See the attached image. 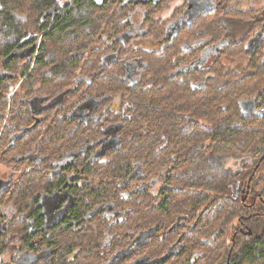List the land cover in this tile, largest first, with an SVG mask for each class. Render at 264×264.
Segmentation results:
<instances>
[{
	"label": "flooded vegetation",
	"instance_id": "af4514ba",
	"mask_svg": "<svg viewBox=\"0 0 264 264\" xmlns=\"http://www.w3.org/2000/svg\"><path fill=\"white\" fill-rule=\"evenodd\" d=\"M74 1L51 0L33 11V0L10 9L0 0V14L19 31L4 36L0 22V44L12 43L0 50V237L17 241L0 253V263L54 264L57 248L49 240L59 238L68 247L63 257L76 264L94 246L97 264H197L216 235L227 238V227L212 231L204 223L229 202L164 197L171 188H192L169 178L181 161L195 162L180 141L195 147L194 137L181 132L197 118L174 100L181 92L194 103L210 86L218 101L228 85L227 65L264 62V0H92L89 22L53 31ZM234 45L239 54L228 56ZM230 101L240 117L263 116V91ZM90 127L99 133L84 142ZM117 154L127 158L121 177L85 172ZM216 158L230 169L238 159L240 168L254 160ZM263 159L253 168L262 171ZM105 181L120 189L121 199L101 197ZM249 186L241 199L238 181L223 185L232 203H244ZM237 219L231 248L238 231L253 232ZM197 230L198 241L191 242ZM26 235L28 246L19 242Z\"/></svg>",
	"mask_w": 264,
	"mask_h": 264
},
{
	"label": "trees",
	"instance_id": "16d2710c",
	"mask_svg": "<svg viewBox=\"0 0 264 264\" xmlns=\"http://www.w3.org/2000/svg\"><path fill=\"white\" fill-rule=\"evenodd\" d=\"M27 0H4L7 9H10L16 5L22 6L25 4ZM32 1V0H31ZM92 0H75L73 6L68 9V11L62 17V20L55 28L58 30L71 29L82 22L90 21V14L92 9ZM51 4V0H33L31 6L34 7L33 11H40L41 8L45 6H49ZM87 9V11L85 10ZM0 22L5 27V34L10 32H18L17 27L13 25V22L7 13L0 14ZM12 46L11 42H7L0 44V50L4 49L7 51ZM240 45H234L227 48V55L229 56V52L234 51L235 54H239ZM241 48V47H240ZM232 50V51H231ZM233 53V52H232ZM155 64L161 66V62L158 61V58L153 60ZM171 63H169L170 65ZM227 70L230 72L227 74L228 85L226 89L223 91L220 100H215V91L214 87L209 86V91L207 96L204 93H199L197 99H195L194 103L189 100L188 96L179 92V95H182L180 100L174 102L177 103L178 107L181 104L185 105V111H194V115L197 118L203 117L205 122H207V126H209V131H206L207 134H211V137L214 139L218 137V133L220 132L221 139L225 137L233 138L231 140L222 141L229 146L226 149L218 146L213 142V147L208 152L201 151V148L197 147V138H200L199 135V125L195 122V124H191L190 126H185L181 135L187 134V136L192 135L194 137L193 141L195 147L192 150L188 149V139H184L180 141V150H182L186 155L187 159L192 156L198 157L197 160L193 163L182 161L179 164L181 170L172 175L169 178V182L171 184L176 185L179 183L180 185H189L191 184L192 188L187 191L186 188H182L181 190H176V188H171L166 191L164 197L172 200H185L188 201L190 199H224L229 203L222 205L221 210H218L217 217L207 220L204 224H209L211 226L212 231L216 230L218 226L223 225L228 228L226 234H228L227 238L223 236H215L211 240V249L209 253H205L202 257H207V260H200L202 257H197V264H264V207L262 203V199L259 202H256L254 205L249 207L247 203L252 199L254 201L255 196L257 195V199L259 197H264V169L253 168V165L244 164L243 167H249L247 172H240L238 175H234L231 169L226 168V164L220 162L216 156L220 154H226V156L232 158H242L243 161H250L248 159L254 157V153L257 151L264 150V116H259L257 120H247L248 118L240 117L237 114L235 109V103L231 102L230 99L233 95L237 94L238 97L246 96L250 93H260L264 92V62L258 63H248L240 68H234L227 65ZM235 71L243 72L244 75L241 77L238 76ZM257 75H254L256 74ZM250 79V81H248ZM261 80V82H260ZM183 91V90H180ZM228 103V104H227ZM226 104V105H225ZM203 106L205 110H200L199 107ZM225 105V109H222L221 106ZM264 106V104H262ZM234 106V108H231ZM254 122H256L254 124ZM256 130L258 133V140L255 144H250L251 140H247L246 136L249 130ZM214 130L215 133L212 131ZM99 129L90 127L89 133L84 134V142L87 138L94 137L98 135ZM232 142V143H231ZM264 152L262 153V155ZM261 157V155H260ZM127 158L121 156L119 154L113 156L109 162L100 165H90L88 168L85 167V172H95L98 174L105 175L109 178L121 177L124 174L125 166ZM264 164V159L262 161ZM261 165V164H260ZM264 168V167H263ZM254 171V174H252ZM240 184V190L242 192H246L248 183L250 184L249 188L251 192L248 194L244 203L239 201H234L232 199V195L229 193H225V189L223 187L224 183L228 184L231 181L236 180ZM204 187V188H203ZM199 188H203L207 190V188L213 189L216 192L213 193L212 196H205L198 198V194L192 193V191H196ZM120 189L117 186H114V183L110 181L104 182V191L102 198L109 197L113 200L121 199L122 196L119 194ZM95 196V194H93ZM243 199V198H242ZM245 199V198H244ZM228 205V206H227ZM170 206V205H169ZM169 206H166L169 207ZM176 208H180V205L174 206ZM188 207V206H184ZM225 207V208H223ZM171 208V207H170ZM174 208V209H176ZM76 210L80 211V206ZM245 211H249L251 214L247 215ZM256 211V212H255ZM245 213V217L242 215ZM237 217L242 218L246 223L252 224L253 232L251 235L245 234V232L238 231V235H236V239L234 241V246L231 248L232 237L231 234L233 230H235L236 226L239 223V219ZM249 220H248V219ZM199 230H197L192 237L191 242L197 243L199 237ZM73 237V236H71ZM239 237V238H238ZM3 236L0 237V253L8 249H15L16 240H3ZM74 238V237H73ZM45 239V238H44ZM228 239V240H227ZM32 237H28L27 235L19 241L24 244V246H28L31 242ZM87 238L85 235L81 237V243L86 241ZM53 245L56 246L57 252L56 257L53 260L54 264H76L75 260L71 261L70 257L67 256V259L63 257V251L67 250L66 240L53 238L49 240ZM91 245H95L94 242ZM195 247H198V244H192ZM95 247V246H94ZM94 247L90 251L84 252V260L83 264H97L96 253L93 251ZM217 251H214V249ZM223 249L222 252L220 250ZM229 249H231L229 251Z\"/></svg>",
	"mask_w": 264,
	"mask_h": 264
},
{
	"label": "rangeland",
	"instance_id": "374dc122",
	"mask_svg": "<svg viewBox=\"0 0 264 264\" xmlns=\"http://www.w3.org/2000/svg\"><path fill=\"white\" fill-rule=\"evenodd\" d=\"M149 43V42H148ZM244 64V62H237V63H235V66H237V67H241L242 65ZM248 81H250V79L248 80ZM260 82H261V80H260ZM52 102V100H48V102H47V105L48 104H50ZM39 104V103H38ZM36 104V107L37 108H41L42 107V102H41V105L39 104ZM196 123L200 126L199 127V135L198 136H201L200 138H197L196 139V141H197V147H199V149L201 148V151H204V152H208V151H210V149H212V147H213V142H217L216 144L218 145V146H221V147H223V146H229V145H227V144H225L224 142H222V141H226V140H231L232 141V139L231 138H229V137H225V138H223V139H221V137H219L220 136V132L218 133V137H216V138H212L211 137V134H207L206 133V131H209V126H207V122H205V119L203 118V117H200V118H198V120L196 121ZM213 133H215L214 132V130L212 131ZM251 140V143L250 144H255V142L258 140V133L256 132V130L254 129V130H249V132H248V134H247V136H246V143H247V140ZM233 142V141H232ZM231 142V143H232ZM188 143L189 144H192L193 142H192V140H188ZM223 149H226V147H223ZM264 152V150H262L261 152L260 151H257V152H255L254 153V157H256V159H254V160H251L252 162H251V164L253 165V163L260 157V155H262V153ZM195 161L197 160V158L198 157H196V156H193L192 157ZM238 162H235L234 164H233V166L231 167V171H232V173H234L236 170H238V169H242V172H247L248 171V168L249 167H243L242 166V168H240V160L238 159L237 160ZM0 169H2V167H0ZM0 176H2V175H0ZM4 178H6V175L5 176H3ZM234 181H237V180H234ZM190 190L191 189H193V188H190V187H188ZM204 188V187H203ZM203 188H199V189H197L196 191H192V193L194 192V193H196V194H198V198H201V197H205V196H212L213 195V193H215L216 191L215 190H213V189H210V188H207V190H205V189H203ZM187 189V188H186ZM189 189H187V191H189L190 192V190ZM240 190V188H238V191ZM193 193V194H194ZM244 194V192H242V193H240L239 192V198H245L246 197V195H243ZM262 200H264V197H263V199ZM178 201H181V200H178ZM263 203V202H262ZM178 204V203H177ZM264 205V204H263ZM228 206V205H227ZM3 225V222L0 220V230L2 229V226ZM1 264V263H0Z\"/></svg>",
	"mask_w": 264,
	"mask_h": 264
},
{
	"label": "water",
	"instance_id": "95a60500",
	"mask_svg": "<svg viewBox=\"0 0 264 264\" xmlns=\"http://www.w3.org/2000/svg\"><path fill=\"white\" fill-rule=\"evenodd\" d=\"M242 103V102H241ZM242 109H243V113H246V104L245 103H242ZM259 112H261V114L260 115H263L264 116V111H259Z\"/></svg>",
	"mask_w": 264,
	"mask_h": 264
}]
</instances>
